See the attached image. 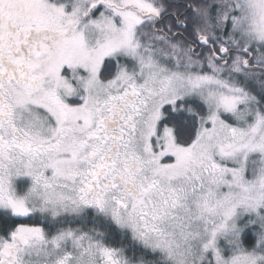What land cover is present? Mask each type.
<instances>
[{"label":"snow or ice","instance_id":"1","mask_svg":"<svg viewBox=\"0 0 264 264\" xmlns=\"http://www.w3.org/2000/svg\"><path fill=\"white\" fill-rule=\"evenodd\" d=\"M0 264H264V0H0Z\"/></svg>","mask_w":264,"mask_h":264}]
</instances>
